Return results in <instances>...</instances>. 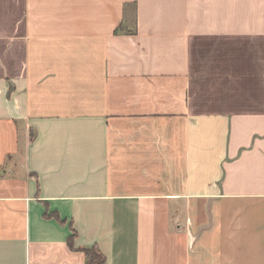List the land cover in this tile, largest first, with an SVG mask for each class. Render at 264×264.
Segmentation results:
<instances>
[{
	"label": "crops",
	"instance_id": "0c3cea01",
	"mask_svg": "<svg viewBox=\"0 0 264 264\" xmlns=\"http://www.w3.org/2000/svg\"><path fill=\"white\" fill-rule=\"evenodd\" d=\"M0 264H264V0H0Z\"/></svg>",
	"mask_w": 264,
	"mask_h": 264
},
{
	"label": "trees",
	"instance_id": "16d2710c",
	"mask_svg": "<svg viewBox=\"0 0 264 264\" xmlns=\"http://www.w3.org/2000/svg\"><path fill=\"white\" fill-rule=\"evenodd\" d=\"M96 247H91V248H85V250L87 251L88 253V257L91 258V257H96V256H101L100 253H98L95 249Z\"/></svg>",
	"mask_w": 264,
	"mask_h": 264
}]
</instances>
